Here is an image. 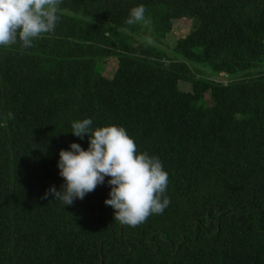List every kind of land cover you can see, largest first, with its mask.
Listing matches in <instances>:
<instances>
[{
	"label": "trees",
	"instance_id": "obj_1",
	"mask_svg": "<svg viewBox=\"0 0 264 264\" xmlns=\"http://www.w3.org/2000/svg\"><path fill=\"white\" fill-rule=\"evenodd\" d=\"M138 5L147 22L126 24ZM57 15L31 48H0V264H264V0H61ZM175 21L191 29L170 47ZM83 118L160 159L162 214L115 221L108 177L71 206L43 198L62 190L59 151L87 149L70 132Z\"/></svg>",
	"mask_w": 264,
	"mask_h": 264
},
{
	"label": "clouds",
	"instance_id": "obj_2",
	"mask_svg": "<svg viewBox=\"0 0 264 264\" xmlns=\"http://www.w3.org/2000/svg\"><path fill=\"white\" fill-rule=\"evenodd\" d=\"M61 0H0V48L19 44L29 49L42 34L54 32ZM145 7L129 10L128 25L146 23ZM11 115V114H9ZM71 134L81 141L88 138L85 150L79 143L59 151L58 174L63 179L61 191L53 186L44 195L54 196L65 207L83 200L98 185L110 187L104 201L113 209L114 220L137 226L153 214H162L170 200L166 195L168 173L160 159L138 152L126 129L110 124L93 127L91 118L70 122Z\"/></svg>",
	"mask_w": 264,
	"mask_h": 264
},
{
	"label": "rangeland",
	"instance_id": "obj_3",
	"mask_svg": "<svg viewBox=\"0 0 264 264\" xmlns=\"http://www.w3.org/2000/svg\"><path fill=\"white\" fill-rule=\"evenodd\" d=\"M190 29V21H175L174 29L168 36L166 42L170 45V47H173L177 40H179L180 38H184L189 34ZM117 65L118 63L115 59H110L105 67L104 75L111 78L117 70ZM182 89L188 90L189 86L182 84Z\"/></svg>",
	"mask_w": 264,
	"mask_h": 264
}]
</instances>
